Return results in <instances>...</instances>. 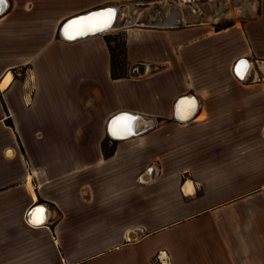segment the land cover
Listing matches in <instances>:
<instances>
[{"label": "crops", "instance_id": "obj_1", "mask_svg": "<svg viewBox=\"0 0 264 264\" xmlns=\"http://www.w3.org/2000/svg\"><path fill=\"white\" fill-rule=\"evenodd\" d=\"M246 1L226 26L132 28L126 62L149 72L112 79L108 32L59 34L116 6L8 0L0 264H264V0ZM122 113L144 124L114 140Z\"/></svg>", "mask_w": 264, "mask_h": 264}, {"label": "rangeland", "instance_id": "obj_2", "mask_svg": "<svg viewBox=\"0 0 264 264\" xmlns=\"http://www.w3.org/2000/svg\"><path fill=\"white\" fill-rule=\"evenodd\" d=\"M74 4L84 5L92 4L91 8H101L106 6H116L120 10V19L117 27L121 25V20L131 21L132 15L139 12L137 20L140 23H146L147 18L160 19V8L155 6L146 8L147 4L161 2L163 0H72ZM248 4L246 0H191V7L196 10L197 15L193 19H188L189 23L203 22L204 24H212L216 27L230 25L234 20L245 19L250 17L252 12L245 6ZM139 5H141L139 7ZM159 9V11H158ZM169 9L167 8L169 13ZM133 10V11H132ZM156 10V11H155ZM166 10V11H167ZM214 10L218 12L215 14ZM147 12V13H146ZM184 12H187L186 10ZM129 15H128V14ZM141 15V16H140ZM125 16V17H124ZM155 16V17H154ZM216 17V18H215ZM214 19V20H213ZM184 27V26H180ZM135 28V27H134ZM132 28H116L103 35L105 42L109 44L114 55V72L117 74L127 73L129 75L130 67L122 54H120L126 32H130ZM148 68V67H147ZM149 69V68H148ZM110 148V147H108Z\"/></svg>", "mask_w": 264, "mask_h": 264}, {"label": "water", "instance_id": "obj_3", "mask_svg": "<svg viewBox=\"0 0 264 264\" xmlns=\"http://www.w3.org/2000/svg\"><path fill=\"white\" fill-rule=\"evenodd\" d=\"M140 6L141 5H139V7ZM153 6L162 9L161 10L162 12H160V19L147 18L146 23H140L139 20H137L136 22L134 20L125 22V18H123L121 20L122 23L119 27H121V28L146 27V28H157V29H172V28H178L181 25L182 26H191V25H196V24L201 23V22H192V23L188 22V19H193L197 15L196 10L191 7V0H186V1H184V0H163L161 2H155V3L147 4L146 8L148 9L149 7L151 8ZM167 8H170L169 13H166ZM107 10H112V9L106 8V9H100L97 11L86 13L85 15H81V16L72 18L66 23L73 22V21H76L79 19L85 20L90 16H93L96 14H102L103 12H105ZM185 10L187 12H184ZM115 15H116V12H114L111 15L110 23L108 24L107 27L86 28V30H83V32L78 33V35H76L72 40L83 38V37L88 36V35H94L97 33H102L104 31L110 29L112 27L113 22H114ZM66 23H64L63 27L65 26ZM63 27H62V29H63ZM119 27H117V28H119ZM61 32H62V30H61ZM60 36H62L61 37L62 39L67 41V39H65L63 37L62 33H60ZM148 72H149V69L144 64H134L130 67L129 76L131 78H138V77H141V76L147 74ZM180 100L182 101L185 99L182 98L176 102L174 115H175V118L177 120H179V119L176 117V110H177V106H178ZM190 100H193V99L190 98ZM134 117L139 119V117H137V116H134ZM127 118H130V116L126 115L124 113L118 114L115 117H113L107 125V132L112 131V129H113L112 126H118L119 124H121L123 122V120L125 121ZM131 136H133V135H131ZM140 182H145V180L142 178L140 180ZM37 208H38V206L34 207L30 211V213L31 212L33 213Z\"/></svg>", "mask_w": 264, "mask_h": 264}, {"label": "bare ground", "instance_id": "obj_4", "mask_svg": "<svg viewBox=\"0 0 264 264\" xmlns=\"http://www.w3.org/2000/svg\"><path fill=\"white\" fill-rule=\"evenodd\" d=\"M186 1V0H185ZM8 8V4L6 7H4L3 9H0V14H2L3 12H5ZM107 8H111V7H107ZM102 9H106V8H102ZM112 10H107L105 12H103L102 14H96V15H93V16H90L88 17L87 19L85 20H92V19H96V20H99V19H102V18H106L107 17V14L108 13H111V15L116 12V15H115V18H114V22L112 24V27L104 32H102L103 34L106 33V32H109L110 30L112 31L113 29L117 28V25H118V22H119V19H120V10L118 8H111ZM100 10V9H98ZM97 11V10H95ZM133 11V10H132ZM156 11V10H155ZM159 11V9H158ZM93 12V11H91ZM168 12V10H167ZM90 13V12H89ZM147 13V12H146ZM85 15V14H83ZM81 16V15H79ZM138 16H139V12H136L135 14L132 15V20H134L135 22L137 21L138 19ZM141 16V15H140ZM78 17V16H76ZM125 17V16H124ZM155 17V16H154ZM75 18V17H74ZM216 18V17H215ZM85 20H82V19H79V20H76V21H73V22H79V21H85ZM214 20V19H213ZM69 21V20H68ZM67 21V22H68ZM129 21V20H128ZM141 21V20H140ZM73 22H69V23H66L65 26L61 27V30H60V33H62L63 37L65 39H67V41H76V40H79V39H75V40H72L76 35H78V33L80 32H83V30H86V28H97V27H83V28H80V29H73L70 27V25L73 23ZM116 25V26H115ZM102 33H97V34H94V35H88V36H95V35H98V34H102ZM60 35V34H59ZM88 36H85L88 37ZM62 37V36H60ZM64 40V39H63ZM66 41V40H65ZM244 61L240 62L237 66V70L239 69V66L243 63ZM240 75L242 77H245L247 76V73H248V69L246 67H242L240 68ZM8 81V80H7ZM187 100H190V99H185V100H180L178 106H177V110H176V117L180 120V121H185L187 119H189L195 112V108H196V103L194 100H191L189 103H190V112L188 113V115H182L180 118H179V114H181V111L184 110L183 108V103ZM183 108V110L181 109ZM188 108V107H187ZM185 112V111H184ZM183 112V113H184ZM126 115H129V114H126ZM130 118H127L125 121L123 120V122L121 124H119L118 126H112V131L109 132V135L111 136L112 139L114 140H121V139H125L127 137H130L131 135H135L138 130H141L139 129L141 125L144 124V122L142 120H139L138 118H135L133 115H129ZM138 119V120H137ZM190 183V182H189ZM189 186V184H187ZM192 186V185H191ZM191 188V187H189ZM188 189V188H187ZM186 189V190H187Z\"/></svg>", "mask_w": 264, "mask_h": 264}, {"label": "snow or ice", "instance_id": "obj_5", "mask_svg": "<svg viewBox=\"0 0 264 264\" xmlns=\"http://www.w3.org/2000/svg\"><path fill=\"white\" fill-rule=\"evenodd\" d=\"M8 4V0H0V9H3ZM111 13L107 14L106 18H102L99 20L92 19V20H85L79 22H73L70 27L73 29H80L83 27H107L110 23Z\"/></svg>", "mask_w": 264, "mask_h": 264}, {"label": "trees", "instance_id": "obj_6", "mask_svg": "<svg viewBox=\"0 0 264 264\" xmlns=\"http://www.w3.org/2000/svg\"><path fill=\"white\" fill-rule=\"evenodd\" d=\"M106 45L108 47V50H109V53H110V57H111V78L112 79H119V78H122V77H126L127 73L117 74V73L114 72V55H113V51H112L111 47L109 46V44L107 42H106ZM120 54H122V56L126 60V38L123 41V46H122V50H121Z\"/></svg>", "mask_w": 264, "mask_h": 264}, {"label": "built area", "instance_id": "obj_7", "mask_svg": "<svg viewBox=\"0 0 264 264\" xmlns=\"http://www.w3.org/2000/svg\"><path fill=\"white\" fill-rule=\"evenodd\" d=\"M243 60H240V61H238L237 63H236V65L234 66V72L236 71V67H237V65H238V63H240V62H242ZM235 74H236V72H235ZM236 75H238V74H236ZM241 78V77H240ZM31 211V210H30ZM32 213V212H31ZM30 213V214H31Z\"/></svg>", "mask_w": 264, "mask_h": 264}]
</instances>
